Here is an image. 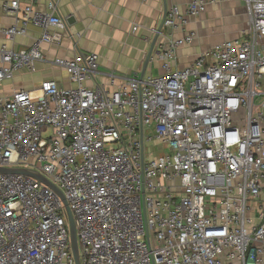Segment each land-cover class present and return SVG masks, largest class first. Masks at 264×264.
Wrapping results in <instances>:
<instances>
[{
    "label": "built area",
    "instance_id": "built-area-1",
    "mask_svg": "<svg viewBox=\"0 0 264 264\" xmlns=\"http://www.w3.org/2000/svg\"><path fill=\"white\" fill-rule=\"evenodd\" d=\"M34 1L3 0L5 13L21 10L0 28L5 41L40 33L19 51L0 46V86L61 43L56 3ZM229 1L167 8L162 28L182 35L159 45L158 75L103 83L99 56L76 53L51 61L67 85L0 96V167L63 193L81 264H264V0H240L249 20L238 37L172 68L197 38L190 19ZM0 264H75L61 199L29 176L0 174Z\"/></svg>",
    "mask_w": 264,
    "mask_h": 264
},
{
    "label": "crops",
    "instance_id": "crops-1",
    "mask_svg": "<svg viewBox=\"0 0 264 264\" xmlns=\"http://www.w3.org/2000/svg\"><path fill=\"white\" fill-rule=\"evenodd\" d=\"M20 9L27 0H18ZM49 0H35L34 9L43 11ZM58 15L66 23L61 43L58 46L43 45L45 60L36 64L35 71H19L10 82L1 88H10L8 96L18 90H34L45 80H56L67 85V76L53 66L55 58L71 60L76 53H95L99 56L98 79L107 83L110 75L116 83L121 79L140 76L146 54L167 8L172 5L185 12L187 0H53ZM0 0V28H8L21 18L17 13H5ZM248 13L240 0L211 4L198 18L190 19L187 30L197 34L195 41L177 51L172 68H184L191 64L202 52L225 40L238 37L248 25ZM136 30L133 31V28ZM39 29L29 26L24 37L7 42L0 35V46L16 51L32 44L39 36ZM148 61L144 76L158 75L163 64L156 57L159 45L166 38H178L180 29L162 28ZM0 96H4L0 94Z\"/></svg>",
    "mask_w": 264,
    "mask_h": 264
},
{
    "label": "water",
    "instance_id": "water-1",
    "mask_svg": "<svg viewBox=\"0 0 264 264\" xmlns=\"http://www.w3.org/2000/svg\"><path fill=\"white\" fill-rule=\"evenodd\" d=\"M164 17H163V21H164ZM163 21L161 22V24L157 28V33L153 37L152 42H151L150 47H149V50L146 54L144 65L142 67L141 74L139 77L140 80L145 75V71L147 68L148 61L151 57L153 48H154L156 41L158 39V34L162 30ZM0 174H21L24 176H29V177L41 182L45 186L49 187L58 195V197L61 199V201L63 203L64 209L66 212V216H67V223H68V229H69V235H70V244H71L72 255L74 258V263L75 264H81L80 258H79V250H78V244H77V236H76L74 219H73L72 213L68 207L67 201H66L63 193L57 187H55L52 183H50L45 177H43L41 174H39L36 171H31V170L21 169V168H1L0 167Z\"/></svg>",
    "mask_w": 264,
    "mask_h": 264
},
{
    "label": "rangeland",
    "instance_id": "rangeland-1",
    "mask_svg": "<svg viewBox=\"0 0 264 264\" xmlns=\"http://www.w3.org/2000/svg\"><path fill=\"white\" fill-rule=\"evenodd\" d=\"M2 90H1V92H0V94H2V95H4V96H2V97H7L8 96V94H9V90H10V88H1Z\"/></svg>",
    "mask_w": 264,
    "mask_h": 264
}]
</instances>
